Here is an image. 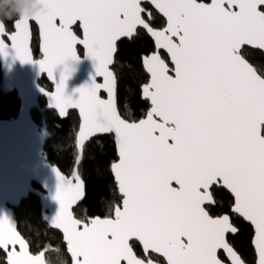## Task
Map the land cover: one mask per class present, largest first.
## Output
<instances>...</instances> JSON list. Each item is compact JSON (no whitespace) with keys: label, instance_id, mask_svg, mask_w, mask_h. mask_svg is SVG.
I'll list each match as a JSON object with an SVG mask.
<instances>
[{"label":"snow or ice","instance_id":"obj_1","mask_svg":"<svg viewBox=\"0 0 264 264\" xmlns=\"http://www.w3.org/2000/svg\"><path fill=\"white\" fill-rule=\"evenodd\" d=\"M42 2V12L16 17L12 32L0 22V55L12 50L21 63H37L56 83L55 93L45 94L61 116L79 110L78 149L98 133L114 134L119 157L111 171L122 205L105 218H76L71 209L84 195L83 182L78 173L69 179L54 169L59 208L52 227L63 232L72 264H158L154 254L166 264H225L221 250L241 264L227 239L239 230L234 216L254 227L257 264H264V71L241 52L244 45L264 49V0ZM152 9L165 24L154 25ZM32 21L39 27L38 61L30 50ZM77 22L82 38L73 30ZM138 30L155 46L143 58L150 108L129 122L118 114L109 65L117 42ZM77 45L104 82L78 89L74 100L65 95L68 77L57 82L54 70L77 58ZM214 186L233 197L230 209L216 215L206 208L216 203ZM0 253V264H45L7 217H0Z\"/></svg>","mask_w":264,"mask_h":264},{"label":"trees","instance_id":"obj_2","mask_svg":"<svg viewBox=\"0 0 264 264\" xmlns=\"http://www.w3.org/2000/svg\"><path fill=\"white\" fill-rule=\"evenodd\" d=\"M204 2H208V0H204ZM5 6L11 8L13 0H0V8ZM154 16L156 27L164 24L162 18L155 13ZM14 19L4 21L9 32L13 30ZM74 32L79 35L77 27ZM31 47L34 57L38 58V37L34 26H32ZM153 51L152 42L142 31H139V35L130 41H121L117 44L112 67L117 80V108L121 117L129 122L139 121L149 109L148 103L143 101L140 96V87L148 80L142 70L141 59ZM78 53L81 54L80 49H78ZM242 54L254 67L264 71V56L260 52L244 49ZM40 86L45 90H51V86L44 79L40 82ZM39 104L43 107L45 101L40 100ZM18 109L19 101L16 93L5 92L0 72V120L15 118ZM31 116L40 130L45 131L44 153L47 161L67 177H73L74 173H78L84 183L85 197L74 210V216L87 220L112 215L114 207L120 205L121 201L110 173V166L116 161L113 138L111 136L97 137L85 145L83 151L77 152L75 136L79 123L74 113H70L65 121H60L51 112L40 114L34 111ZM214 197L216 203L214 207L208 208L210 214L216 215L230 209L232 199L225 191L214 188ZM13 219L19 234L28 242L31 254L44 253L45 260H47L50 252L58 249L61 259L65 264H70L61 236L48 228L42 221L38 199L30 196L23 201L19 208L13 210ZM233 220L239 230L235 237H228V241L245 264H254L251 227L236 216L233 217ZM136 251L137 253L141 252L139 247L136 248ZM0 257H2V253H0ZM221 258L223 259L222 256ZM155 259L158 264H164L160 259Z\"/></svg>","mask_w":264,"mask_h":264},{"label":"water","instance_id":"obj_3","mask_svg":"<svg viewBox=\"0 0 264 264\" xmlns=\"http://www.w3.org/2000/svg\"><path fill=\"white\" fill-rule=\"evenodd\" d=\"M208 2H210V0H208ZM37 3L43 4L42 0H37ZM148 6L151 7L150 5ZM152 11L163 19L164 24L166 23L165 18L160 13L156 12L154 9H152ZM25 15L27 14L21 15L20 17ZM78 23L79 22H77L76 25H73V30L77 27L79 30V35L77 36L79 38H82L83 32L80 29ZM30 24L31 29L32 26H34L37 32L39 57L35 58L33 55L31 47L32 39L30 41L31 56L34 60L38 61L40 59H43V54L40 50L39 27L35 23V21L30 22ZM14 30L15 29L13 24L12 31ZM144 34L152 42L155 51L154 42L152 41L151 37L148 36L146 33ZM3 39H5L6 43H8L9 45L11 44L10 41H7L6 37H3ZM131 39L122 38L120 41L117 42V44L121 41H130ZM78 49L81 50V54L78 53ZM244 49L260 52L264 56V49H257L249 45H244L241 49V52ZM161 53L165 56V59L171 65V61L167 57V53L163 52V50H161ZM115 55L116 53L114 54L113 61ZM76 56L77 58L75 60L69 58L63 64L57 65L56 69L54 70V77L57 82L59 81L62 74L68 77L65 81V95L72 97L74 100L78 99L79 97L78 89L86 86L91 87L93 83L103 84L104 82L103 77H99L96 75L95 61L87 55L83 45L76 46ZM144 57H142L141 59V66L143 72L148 78V82L150 77L143 66ZM113 65L114 62L109 65V70L112 72ZM0 72L5 92H15L19 101V109L15 118L9 120H0V217H7L9 222L15 226V230L18 232L16 222L13 219V210L19 208L21 203L27 200L30 196L35 197L39 201L43 223L52 231L58 233L61 236L62 242L65 245L66 255L70 260V264H72V257L67 250V243L64 239L63 232L60 229L52 227V218L55 216L59 208L58 203L54 199L58 183L54 169L58 171L59 169L56 166L51 165L47 161V157L44 153L46 136L41 133L40 127L33 121L31 113L34 111L40 114H43L45 112H51L54 113L60 121H65L70 113H74L79 123L78 130L75 136V147L77 152H79L81 150L78 149L76 146V141L80 130V124L82 122L79 110L76 108H68L66 109V114L64 116H61L59 114L58 109L50 107V104L53 103V101L48 95L45 94V92L54 94L56 91V83L49 79L47 73L40 71L37 63H21L15 57V53L12 50H8L6 56L0 55ZM43 79L51 86V90H45L40 86V82ZM142 86L140 87V96L143 101H146L143 98ZM99 95L102 99H107V93L103 90L100 91ZM40 100L45 101V105L43 107H41L39 104ZM146 102L148 103L150 108V102ZM118 114L120 115L119 111ZM104 136H111L113 138V144L116 154V161L114 163H116L118 162L119 157L116 149L114 134L98 133L90 137L87 141H85V145H87L97 137ZM111 166L110 173L115 184L117 194L121 199L120 205H122V196L118 190V186L114 179V174L111 171ZM68 178L72 179V177ZM214 188L225 191L233 201V197L227 189L219 188L217 186H214ZM84 197L85 187L83 197L72 206L71 210L73 212V215L74 210L83 202ZM212 207H214V205H206L207 209ZM237 218H239L245 224L251 227L253 233L251 239V248L255 256L254 264H257V253L253 244V240L255 238L254 227L250 224V222L245 221L242 217ZM237 233H229L228 237H235ZM220 255L223 257L225 264H231L230 259L223 253L222 250L220 252ZM154 257L162 260L164 264H166V260L163 257L158 256L156 254H154ZM43 258L45 259L44 253ZM241 264H245L242 259Z\"/></svg>","mask_w":264,"mask_h":264},{"label":"clouds","instance_id":"obj_4","mask_svg":"<svg viewBox=\"0 0 264 264\" xmlns=\"http://www.w3.org/2000/svg\"><path fill=\"white\" fill-rule=\"evenodd\" d=\"M43 10L44 5L37 3V0H13L11 8L7 6L0 8V22L12 20L24 14L31 16ZM45 264H65V262L61 259L59 250L57 249L50 252L49 258L45 260Z\"/></svg>","mask_w":264,"mask_h":264},{"label":"rangeland","instance_id":"obj_5","mask_svg":"<svg viewBox=\"0 0 264 264\" xmlns=\"http://www.w3.org/2000/svg\"><path fill=\"white\" fill-rule=\"evenodd\" d=\"M40 131H41V133H43L45 135V131L43 129H41Z\"/></svg>","mask_w":264,"mask_h":264},{"label":"flooded vegetation","instance_id":"obj_6","mask_svg":"<svg viewBox=\"0 0 264 264\" xmlns=\"http://www.w3.org/2000/svg\"><path fill=\"white\" fill-rule=\"evenodd\" d=\"M217 189V188H216ZM158 259V258H157ZM162 261V260H161ZM243 261V260H242ZM244 262V261H243ZM164 263V262H163Z\"/></svg>","mask_w":264,"mask_h":264},{"label":"bare ground","instance_id":"obj_7","mask_svg":"<svg viewBox=\"0 0 264 264\" xmlns=\"http://www.w3.org/2000/svg\"><path fill=\"white\" fill-rule=\"evenodd\" d=\"M156 258V257H155Z\"/></svg>","mask_w":264,"mask_h":264}]
</instances>
